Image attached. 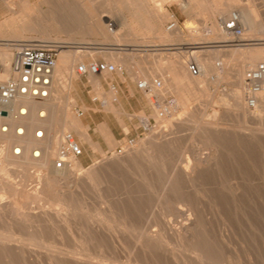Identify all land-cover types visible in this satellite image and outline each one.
<instances>
[{
  "label": "rangeland",
  "instance_id": "374dc122",
  "mask_svg": "<svg viewBox=\"0 0 264 264\" xmlns=\"http://www.w3.org/2000/svg\"><path fill=\"white\" fill-rule=\"evenodd\" d=\"M43 1L44 0H30V5H24L23 0H0V63H2L1 57L4 47H6L7 44H20L22 42L21 37L19 38L16 34H21L22 32L25 37H37L38 40L44 39L43 36H50L52 40L58 36V38L60 37L69 42H78L85 39L93 43V46L100 48V52H94L93 56H87L83 60H78L74 66L73 72L75 77L71 88L68 86L71 75L70 71L61 73V75L57 74L59 79L57 93L60 91L61 94H57L56 99L57 104L62 107V112L65 108V111L68 109L74 116H77L73 109L76 103L71 102L72 96L70 95V90L73 88H83V85H85V104L88 105L89 108L96 107L98 109L96 113L92 114L93 121L91 122L93 127L95 123L106 117L104 108L99 102L92 99L93 96L99 95L100 98L103 99L109 96V104H112V99L114 97H110V95L112 91H114V88L107 89L106 86L103 85L105 94L102 96V91L98 92L99 90L94 86V82H90L95 76L87 78L81 76L77 71L78 64L82 62L88 64L91 60H107L115 63V61L107 58L108 55L110 56L116 53V56L124 57L123 54L130 52L123 50V53L122 51L113 53V50H110L113 46L109 45V43H113L112 40L115 36H113V32L109 30V34L106 36L108 38H106L108 45H102L103 37L98 34V32H96L95 35L89 33V15L94 12L104 14L105 11H108L105 14L108 15L109 13L112 15V17L108 15L109 18L115 19L117 13H114L113 9L116 10L115 12H119V10H125L126 6L119 3V0H101V2L99 1L100 3L98 2L99 4L97 3L98 0H86L87 3L85 0H82L84 1L82 2L83 4H81V0H51L49 4L43 3ZM134 1L137 2L135 7L138 12L140 10L142 13H139H144L146 16L151 14L150 16L148 15L149 18L152 19L151 22L157 24V30L162 31V33L160 34L156 30L151 31L144 28L141 22L137 29V35L133 36V40L135 39L137 41L135 42L136 44H149L154 45V47H140V49H142L141 51L134 52L132 61L134 65L130 62L127 67H124L127 71L125 75L118 74L119 76H117L115 74H103L102 76H98L102 81L103 79H109L110 82L122 80L125 84L129 83L132 85L134 94L136 95V97H130L128 90L121 92L119 86L115 87V89L118 90L119 100L114 101V104L118 107L120 114L118 117L114 116L112 113L106 115L109 117V124L115 134L117 142L113 141L114 144L110 145L108 143L107 146H98L90 143V148L85 152L84 156L81 157L84 166L89 167V169L84 172L85 174L83 173V175L78 176V179L69 181L62 180L63 182H58L60 184L56 186L58 189L55 188L54 192L60 197L65 198L68 207L63 206L64 209L68 208L69 210H65L61 216L57 217L52 213V207L50 208L49 204L45 203V200H50V198L46 196L42 188L39 189L38 191L41 192L40 195L43 196V199L41 198L42 201L46 198L44 200L45 204L40 201V204H43L44 211L42 208H39L37 202H31L29 204L28 211L34 212L32 215L34 218H31V221L34 223L30 221L33 224L29 230L36 234L39 233L37 235H39L44 242L50 244L54 243L60 248H79L80 250L87 248L93 256L97 259L99 257V260L107 261V264H199L198 259H195L197 258L196 252H198V250L195 251L196 245H194L192 241L186 240V237L183 236L184 234L182 233L183 229H181V232L178 231L180 229L177 231L172 229V226H176L179 217H177L173 206L176 196L173 194V191L171 192L172 189L168 187L170 185L168 182L174 164L181 155L184 159H187L188 157H192L193 152H201V155H203L205 152L213 151L217 156V167L215 165V167L206 168L207 170L205 169L204 172L199 175V179H197L195 183L197 186L193 185L194 189L191 185L185 182L182 183V194L186 198V205H188L189 208L191 206L198 208L197 211H193V213L196 214L197 217L199 216L198 218H200L201 223L203 222V229L206 230L208 236V238L207 236L204 238V241H206L205 245L207 246V250L213 253L216 259V261H208L205 260V258H203V260L212 264H264V133H258L259 136L257 135V139L251 138L252 131L254 128L256 130V126L258 125L250 116L245 119L240 109L234 105L232 99L233 90L238 89L236 69L241 67V62L238 63L240 60H235L233 62L234 65L231 71L233 77L229 81H223L220 84L210 81L208 84L209 88L207 87L206 91L197 90L195 94L192 95L189 88L183 84L181 85L180 82L177 83L178 81L176 82L178 79L174 80L168 77V66L170 64L172 65V62L177 64L181 58L185 59V57H190V42L207 41L206 36H204V26H208L209 28L213 19L206 22L199 11H190L184 8L183 3L186 0H153V2L151 0ZM222 1L223 7L227 9L230 0ZM259 1L255 0L254 2V0H249L252 5H254L253 3L264 5V0ZM239 2L243 5L249 3L248 0H239ZM155 4H158L160 11L166 12L168 17L164 18V20H162L161 17H157V7ZM21 7L22 9H28L30 11H28L29 13L34 11L35 13H31L32 18L30 17L31 14L26 12V14L28 13L27 15L24 13L26 16L23 14L25 16V22L22 19L20 20V18L17 19L18 21H15L17 18L16 16H20L22 13L19 11ZM102 7H105V9H102ZM10 8L15 9L14 11L16 13L13 12V10L11 12ZM49 9H52L53 13L57 9L54 14L59 19L62 17L60 20L61 23L53 22V24L55 23V25H57V28L48 21L50 16H54L53 13L51 14V12H49ZM83 9H85V11ZM42 11H45V13ZM90 11L94 12L91 13ZM75 12L78 13L76 14ZM46 15L47 17H45ZM216 15V18L222 17L220 12H216ZM260 16L261 19L264 18V11L260 12ZM30 18L32 20H30ZM38 20L39 22H37ZM30 22L33 24H30ZM22 23L28 24L27 27H25L26 29L22 26ZM35 25L40 29H37ZM66 25L68 28L65 27ZM171 26H173L171 30L167 31V27ZM34 28L38 31L34 32ZM224 30L226 29L224 28ZM121 31L118 32L119 35ZM51 39H48L49 42H52ZM54 43L56 44L57 42ZM198 45L206 46V44ZM102 47L104 49H102ZM152 48L154 50H152ZM219 49L220 56L216 59L215 64H217L218 67H222L229 58L230 52L228 50V52H224L222 48ZM108 50L112 53H109ZM192 50H203L199 52L200 55H208L206 50L202 48ZM85 52H83V54ZM136 54L138 56L137 58L135 57ZM127 55L128 54H126V57ZM139 55L142 56L140 57ZM249 64V61L242 63L244 66H248ZM171 65L169 67H171ZM135 66L144 69L143 72L147 74L152 73L153 69L156 68V70L153 71V73L156 72L154 79L159 77L162 80V86L159 87L161 91L157 90L160 93L156 94L155 88L154 91H152V95L144 94L137 89L136 84L130 77L137 82L139 79L144 80V74L139 71L137 73L136 68H134ZM130 67L136 72L132 71ZM141 69L140 71H142ZM163 69L166 74H164ZM248 70L249 68L245 69L246 73ZM159 71H162V73ZM122 76L124 77L122 78ZM209 76H214V73ZM90 85H92L93 88H91ZM181 96L188 99V102H183V100L180 101V99H182ZM226 96L228 97V104L230 103L229 105L227 104V108L222 100L223 97ZM160 97H162V100H158ZM170 99H175V102L173 104L167 102V100ZM155 100H158V105ZM83 108L86 110V116L82 120H84L88 127L89 124L87 123V119L90 116L89 112L93 111L92 109L88 110L86 106ZM160 109H167L164 117L160 116ZM140 115L145 118L146 122L150 121L151 130H142ZM181 115L183 116L181 118L182 121H179L177 118ZM197 120L201 121L200 124H198L199 127L196 126L197 124L192 123ZM212 121L213 123H217L214 124V126L223 129H220L222 132L211 135V132H214L212 130L209 132L210 134H205V130H198V128L206 126L205 124L211 123ZM122 124L128 128V131L126 129V133L123 130ZM164 128L167 132H164ZM158 129L160 130V134L164 132L165 136L158 139V143L153 149L148 150L146 147L149 145L150 137L154 134L153 131H157ZM203 134H205V136ZM129 137H136L137 143L134 148L123 155L112 154L114 149L122 142H126ZM207 139L211 144H213L214 141V144H216V146H214L215 148L213 147L211 150L206 149L208 146L206 143L208 141ZM146 150L151 152L153 158H146ZM2 153L4 154V152L1 151L0 157L3 155ZM110 160L115 161V163H107V165L106 161L108 162ZM7 169L8 173L4 172L3 175H8L12 184L20 190L35 193L37 191L36 187L42 186V183H38L39 179L38 181L35 179V168H31L26 174L14 168H10V166H7ZM201 182L202 184H200ZM36 183L39 185L37 184L36 186ZM223 183L225 186L228 184V188L233 187L230 185L238 184L236 186L239 187L238 191H240V193H233V195L227 187L225 188V186H223ZM223 188L224 191L222 196H219L221 193L216 194L217 191L220 192ZM3 192L6 193V191ZM199 193H203L201 195L202 197H200ZM236 194L239 195L237 196ZM223 195L224 197L226 196V199ZM228 195L230 198L233 196L236 199H232L233 197L229 199ZM7 196L8 198L5 202H12L13 197L10 196L9 193ZM217 200L220 201V203ZM179 206H182V204L179 202L175 204V207ZM9 214V210L5 208V210H3V215L0 216V219H2L0 220V233L22 234L29 232L28 229L16 225L11 214ZM42 231L43 233L41 234L40 232ZM200 231L202 232L203 230ZM69 233H71L70 236H68ZM88 236L92 237V241H88ZM86 237H88V239ZM0 257V260L3 259V263L0 262V264H7V260L3 257V253Z\"/></svg>",
  "mask_w": 264,
  "mask_h": 264
},
{
  "label": "bare ground",
  "instance_id": "6f19581e",
  "mask_svg": "<svg viewBox=\"0 0 264 264\" xmlns=\"http://www.w3.org/2000/svg\"><path fill=\"white\" fill-rule=\"evenodd\" d=\"M50 1L51 0H44L43 3L49 4ZM99 1L101 2V0H98L97 3ZM119 1H120L119 3L124 4L126 6V8L124 7L125 10H119V12L118 11L115 12L116 10L113 9L114 13H117L115 19H110L112 17V15H110L109 13H108V15L111 16L110 18L108 15L105 14L108 11L107 12L105 11L104 14L103 13L102 14L101 13H95L94 12L95 10L90 11L91 13L94 12L92 14H90L88 12L90 14L89 19H88L90 21V25H88L89 26L88 30H89V33H93V35H95V33L98 32V34H100L103 37V42L102 43L100 42L102 45H108L106 42V38H107L106 36L109 34L108 30L112 31L114 34L113 36H115V37L112 40L113 43H109V45L113 46L112 48H110V50H113V53L117 52V51H122V53H123V50L128 51L130 53L126 52V54H128L127 57H126V54H123L125 58L123 56H121V57L116 56L115 55L116 53H114L110 56L108 55L107 58L115 61V63L117 65H121L122 67H125V66L127 67L129 65V63L133 61L134 52L136 53V51L142 50V49H140V47H147V46H153L154 47V45H149V44L148 45L136 44L135 42H137V41L135 39L133 40V36L137 35V32H138L137 29L140 26V23L142 22V26L144 28L151 30V31L156 30L160 34L162 33V31L157 30L158 29L157 24H155V23L153 24L151 22L152 19L149 18V16L151 14L150 15L148 14L149 16L148 15L146 16V14H144V13L140 14V13H142L140 10H139L140 13L138 12L137 8L135 7L137 5V2H135L134 0H119ZM151 1L153 2V0H151ZM257 1H259V0H257ZM80 2H81V4H83L82 2H84V1L81 0ZM85 2H86V0H85ZM248 2H249V0H248ZM254 2H255V0H254ZM23 3H24V5H30V0H23ZM117 3H118V1H117ZM250 3L251 2L243 5L239 2V0H230L229 7L227 6L228 8L226 9L223 7V1L222 0H186L183 3L184 8H187L190 11H196V10L199 11L201 16L204 17V20H206V22L210 19H213V21H212V24L209 28H208V26H204L205 27V30H204L205 35L204 36H206L207 41H205V42H196L195 41L192 43L190 42V45H191V46L189 45V51L191 50L190 51V57H188V58L185 57V59L181 58L177 64L172 62V65L170 64L171 67H169L170 65L168 66L170 71L168 70L167 72H169L168 77H171L174 80L178 79V80H176V82L178 81L177 83L180 82L181 85L183 84L187 88H189V90L191 91V93L193 95V94H195V92L197 90L206 91L210 81L216 82L218 84H220L223 81H229L233 77L232 72H231L233 65H234L233 62L235 60H240L238 63L241 62V64H240L241 67L236 69L237 70L236 80L238 81V89L233 90L234 93L232 94V99L234 101V105L237 106L238 109H240L241 114L245 117V119L250 116L257 123L258 126H256V130L254 128V130H253L254 132L252 131V133H251V138L257 139L258 138L257 135L259 136V134L264 133V121H263V117H264V93H260L257 95V99H256L254 105L248 104V102L246 100V96H245V83H246V81H245V76H246L245 69L246 68H249V69L254 68L260 61H262L264 59V18L263 19L260 18L261 17L260 12L264 11V5H257L255 3H253L254 5H252ZM261 3H262V1H261ZM116 5H118V4H116ZM155 5L157 7V10H156L157 14H158L157 17H161L162 20H164V18L168 17V14L166 12H164L162 10L160 11L158 4H155ZM113 7H114V5H113ZM102 9H105V7L104 8L102 7ZM10 10H11V12H12V10H13V12H15L14 11L15 9H13V8H10ZM56 10H55V12H56ZM83 10L85 11V9H83ZM19 11H21L22 13L20 14V16H16L17 18L15 21H18L17 19L20 18V20L22 19L25 22V16L30 11L28 9H22V7ZM26 12H28V13L26 14ZM32 12H34V11H32ZM42 12L45 13V11H42ZM49 12H51V14H52L53 10L49 9ZM216 12H220L222 14V17L216 18V16H217ZM31 13H29V14H31ZM31 16H32V14L30 15V17ZM55 16H56L55 14H54V16L53 15L50 16L48 21H50L52 24H53V22L61 23V21H60L62 18V17H60L61 15L59 16L60 19L57 18V16L56 17ZM36 17H38V16H36ZM45 17H47V15ZM31 18H30V20H32ZM64 18H65V16H64ZM87 18H88V15H87ZM231 18L232 19L237 18L238 23L243 28L242 35H236L232 31L224 30L223 23L227 22ZM37 19H39V18H37ZM40 20H41V18H40ZM63 20H65V19H63ZM37 22H39V20ZM62 22H64V21H62ZM31 23L32 22H30V24ZM55 23L53 25H54V27L56 26V28H57V25H55ZM159 23H161V22H159ZM9 24H7V25H9ZM44 24H45V22H44ZM27 25L28 24H23L22 26L25 28V27H27ZM36 25H35V27H36ZM53 25H52V27H53ZM22 26H21V28H22ZM32 26H34V25H32ZM42 26H43V24H42ZM58 27H59V25H58ZM65 27H67V25ZM172 27L173 26L167 27V31H170ZM36 28L38 29L39 27L37 26ZM48 28H49V26H48ZM120 29L123 31H121ZM119 30L121 31L120 35L118 34V32H120ZM36 31H38V30L35 29L34 32H36ZM54 31H56V30H54ZM58 31H59V28H58ZM16 35L19 38L21 37V41H22L21 43H26L28 41L38 40L37 37H30V36L25 37L23 32L21 34H16ZM193 35H194V33H193ZM22 37H24V38H22ZM43 37H44V39H47V40H44L42 38L41 39L42 41H49L51 39L50 36L49 37L43 36ZM51 41L60 43L58 45L61 47V51L59 53L57 65L55 68V74L57 76V74L61 75V73H66V72L70 71L71 75H70L68 86H69V88H71L73 86V81H74V77H75L74 72H73L75 64L78 62L79 59L83 60L87 56H93L94 52H100L99 51L100 48L93 46V43L88 42L85 39H82L78 42H69V41L63 40L60 37L58 38V36H57V38H55L53 40L51 39ZM191 41H193V40H191ZM20 44H7L6 47H4L3 52H2L3 55L1 57L2 63H0V67H1V69H0V76H1L0 81L5 80L10 76L14 50ZM198 44H206V46H202V45L199 46ZM196 48L205 49L206 53H208V55L201 56L199 52H202L203 50H194V51L192 50V49H196ZM219 48H222L224 50V52L227 50L230 52L229 58L226 60V62L224 63V65L222 67H218V65L215 64L216 59H218L220 56V54H219L220 49ZM102 49H104V48L102 47ZM147 50H149V49H147ZM152 50H154V49L152 48ZM205 50H204V52H205ZM85 51L88 53H86ZM83 52H85V53L83 54ZM110 52L111 51H109V53ZM139 53H141V52H139ZM117 54H119V53H117ZM137 54L135 55L136 58L138 57ZM139 56L141 57L142 55H139ZM190 61H194L197 63V65L199 67V73L198 74H194L190 70V68H189V62ZM245 61H249L250 64L248 66L242 65V63H244ZM119 62H121V63H119ZM85 64H87V63H85ZM132 64L134 65L133 62H132ZM134 68H136L137 73L139 71L142 74H144L143 75L144 80H146L149 83H152V81L154 80V75H156V72H154L155 73L154 74L153 71L156 70V68H154L152 73H149V74L144 73L143 72L144 69H141L138 66L137 67L135 66ZM158 68H159V66H158ZM130 69H131V67H130ZM140 69L142 71H140ZM234 69H235V67H234ZM132 71H134V70H132ZM134 72H136V71H134ZM163 72H164V69H163ZM160 73H162V71ZM212 73H214V76H209ZM164 74H166V72H164ZM133 75H134V73H133ZM167 75H168V73H167ZM91 81H93L94 84L96 86H99V87L102 84V79L98 76H95L94 79H92ZM154 88H155L156 94L160 93L159 91H157V90L161 91V89L159 87H153L150 92H145V93L152 95L153 94L152 91H154ZM59 93L61 94L60 91H59ZM59 93H57V94H59ZM158 95H156V96H158ZM181 98L182 99H180V101L183 100V102H186V103L188 102V99L183 98V96H181ZM56 99H57V96L55 98H53L52 100H48V101H45L42 103L32 102L30 114L27 117L20 119V120H17V121H13L11 130L9 132H3L2 129H0V152L1 151L4 152V154L2 153L3 155L1 154L2 156L0 157V172H2V173H0V216L3 215V210H5V208L8 209L11 216H12V219L16 222V225H19L22 228H26L29 231L27 233H22V234L0 233V256L3 253V257L6 258L7 264H107L106 263L107 261L105 262L104 260L103 261L99 260V257L97 259L95 256H93V254L87 248H85V249L83 248L84 250H80L79 248L78 249L77 248L76 249L75 248L74 249L60 248V247L56 246L54 243L50 244V243L44 242V240L39 235H37L39 233L36 234V233H33L29 230L32 227V224L34 223L33 221H31V218H34L32 216L34 214V212L28 211L29 210V207H28L29 204L31 202H37L39 204V208L43 209V204H40L41 203L40 201H42L43 196L40 195L41 192L38 190L41 188L44 190L43 192L46 194V196H48L50 198V200H45L46 199L45 198L44 199L46 201L45 203H48L50 208L52 207V209H51V210H53L52 213H54L57 217H59L62 215L63 212H65V210H67V211H69V210H68V208L64 209V206L68 207V203H66L67 201L65 200V198L60 197L58 194H56L54 192L55 188H57L56 186H58V184H60L58 182H60V181L63 182L62 180L69 181L72 179H78V176L83 175V173L86 172L87 169H89V167L84 166L83 160H81V157L80 158H70V163L66 166L65 169H58L55 167L54 159L58 156V152H55V148L59 145L60 135L63 134V132H65L67 130L68 131H74L78 135H80L82 138H84L85 140L90 141V143H92L90 140V137L88 136V133L86 131L87 128H85L84 125L82 124L81 117H79L77 114H76L77 116H74L72 112L68 111V109L65 111V108H64L65 112L64 111L62 112V109H61L62 107H60L57 104ZM160 99L162 100V97H160L158 100H160ZM158 100H156V101H158ZM222 100H223V103L226 104L225 107L227 108L228 105L230 104V103L228 104V97L227 96L223 97ZM222 100H220V101H222ZM158 104H159V102H158ZM109 106H111V103ZM42 108L45 109V111H44L45 115L43 118H40L39 111ZM165 115H163V116L160 115V116L164 117ZM203 116H204V114H203ZM182 117L183 116L181 115L177 119L179 121H182L181 120ZM200 122L201 121L197 120L196 122H192V123L197 124L196 126L199 127L198 124H200ZM19 123L23 124L26 127V131H25L24 136H19L15 131V127ZM149 123H150V121L146 122L145 119L141 123V124H143L144 128L147 131L152 129ZM214 124H217V123H213V121H212L211 123L205 124L206 126L198 128V130H202V131L205 130V134L206 133L210 134L209 132L212 130L214 132H211V135L212 134L216 135L219 132H222V131H220V129H222V128L221 127L218 128V126L216 127V126H214ZM39 126L44 127L46 129V135L44 138H39L36 134V131H37ZM159 129L157 131H153L154 134H152V136L150 137L149 145H148V147H146L148 150L153 149L154 146H156V144L158 143L157 142L158 139L165 136L164 132H167V130L164 128L165 129L164 132H162V134H160L161 129L160 130ZM155 134H160V135H155ZM205 134H203V135L205 136ZM206 143L208 144V146L206 147L207 150H211V148L216 146V144H214V141H213V144H211L209 142V140ZM16 144H19L20 146H22V148L20 150H18V152H15ZM144 145H143V147H144ZM134 146L135 145L128 147L126 153L130 149L134 148ZM37 147L43 149V151L42 152L41 151L40 152H34L33 151L34 148H37ZM148 150H146V152H145L147 155V157L146 156L145 157L151 159V158H153V156H151V152H149ZM145 153H144V155H145ZM113 154L118 155L115 152ZM217 162H218L217 156H216L215 152H213V151L212 152H205V153H203V155H201V152H193L192 157L191 158L188 157L187 159H184L183 156L181 155V157L178 158V160L174 164V168H173V171L170 175L169 182H168L170 184V185L168 184L169 185L168 187L172 189V190L170 189L171 192L173 191L174 192L173 194H175V196H176V199L173 202V206H174L175 213H176L177 217H179V220H177V222H176V226H172V229H174V231L175 230L177 231L178 229H180V230H178L180 232H181V229H183L182 233L184 234L183 236L186 237V240L192 241L194 243V245H196L195 251L198 250V252H196L197 258H195V259H198L199 264H212V263H208L205 260H208V261L215 260L216 261V259L214 258L213 253H211L210 251L207 250V246L205 245L206 241H204V238H206L207 232L205 229H203L204 228L203 227L204 225L202 224L203 222L201 223L200 218H198L199 216L197 217V215L193 213V211L196 212L198 208H195L193 206H191L189 208L188 205H186V198L182 194V192H183L182 183L185 182L188 185H191L193 187V185H196L195 183H196L197 179H199L198 178L199 175L201 173H203L206 168H212V167H215V165L217 167ZM107 163L113 164V163H115V161H112V160H110L108 162L106 161V164ZM7 166H10V168H14L15 170H19L25 174L28 173V171L31 168H35V170H36V173L34 174L35 179H37L36 181H38V179H39L38 183H40V184L42 183L41 184L42 186H37L38 183H36L37 189L36 188H34V189H36L37 191L35 193H32V192L30 193V191H28V189H27L28 192L20 190L18 187L14 186L12 184L10 177L8 175L7 176L3 175L4 172L8 173ZM261 167H263V166H261ZM253 170H255V169H253ZM24 179H25V177H24ZM43 182H44V184H43ZM222 182H224V181H222ZM197 184H198V182H197ZM200 184H202V182ZM249 184H251V183H249ZM227 185L225 186L223 183V186H225V188L227 187ZM236 185H238V184H236ZM236 185H230L231 187L233 186L232 188H228L229 186L227 187L228 190H230V193H232V194L237 193V192L240 193V191H238L239 187ZM196 186H195V188H196ZM193 189H194V187H193ZM193 189H191V190H193ZM3 191H6V193H4ZM223 191H224V188L220 192L217 191L216 194L221 193V194H219V196L220 195L222 196ZM198 192H196V193H198ZM8 193L10 194V196L13 197V201L10 203L5 202L8 198V196H7ZM202 194L203 193L200 194V197H202L201 196ZM229 195H228V197H229V199H231L233 196H231V198H230ZM196 196H197V194H196ZM223 197H224V195H223ZM205 198H206V195H205ZM202 199H204V198H202ZM232 199H236V198L233 197ZM44 200L42 201V203H44ZM178 202L181 203L182 206L175 207V204H177ZM218 202L220 203V201H218ZM232 205H234V204H232ZM215 206H216V203H215ZM43 211H44V209H43ZM218 213H220V212H218ZM195 215H196V217H195ZM211 216H213V215H211ZM60 219H61V217H60ZM247 219H249V218H247ZM0 220H2V219H0ZM32 220H34V219H32ZM30 221L33 223H31ZM11 225H13V224H11ZM228 227H230V226H228ZM200 230H203V231L201 232ZM120 231H122V230H120ZM40 233L42 234L43 231ZM70 234L71 233H69L68 236H70ZM54 237H55V235H54ZM88 237H89L88 241H92V237H90V236H88ZM88 237H86V238L88 239ZM207 238H208V236H207ZM44 239H46V238H44ZM207 245H209V244H207ZM134 246H135V244H134ZM197 247H199V248H197ZM188 254H189V252H188ZM203 258H205V260H203ZM2 260L3 259H1L0 262H2ZM215 261H213V262L216 263ZM4 264H6V263H4Z\"/></svg>",
  "mask_w": 264,
  "mask_h": 264
},
{
  "label": "built area",
  "instance_id": "2783aa9c",
  "mask_svg": "<svg viewBox=\"0 0 264 264\" xmlns=\"http://www.w3.org/2000/svg\"><path fill=\"white\" fill-rule=\"evenodd\" d=\"M226 30L234 32L236 35H242V26L237 18L230 19L223 23ZM61 47L54 42L33 40L21 43L14 50L11 64L10 76L0 81V129L3 132H9L13 121L27 117L30 114L32 102H45L52 100L57 96L58 77L55 74V68ZM189 68L194 74L199 73V67L196 62L190 61ZM77 71L81 76H102L103 74H121L127 73L121 65L107 60H91L88 64L80 63ZM245 96L248 104L254 105L257 95L264 93V59L254 68L247 71L245 76ZM137 87L143 92H150L153 87H161L162 80L157 77L152 83L139 79L136 82ZM103 87V86H102ZM115 88L114 84H110ZM94 101L104 103V99L99 95H94ZM156 101V100H155ZM174 103L175 99L167 100ZM158 105V101H156ZM74 111L79 117L85 115L86 110L76 104ZM45 109L39 111L40 118L44 117ZM167 109H160V115L166 114ZM144 123V122H143ZM142 130L147 131L143 124ZM19 136H24L26 127L19 123L15 127ZM36 134L39 138H44L46 129L39 126ZM136 144V137L127 138L126 142L119 144L112 154L118 155L126 153L127 148ZM22 146L16 144L15 152H18ZM34 152H42L41 148H34ZM58 156L54 159L55 167L65 169L70 163V158H80L85 154V148L74 131H65L60 135V143L55 148Z\"/></svg>",
  "mask_w": 264,
  "mask_h": 264
},
{
  "label": "crops",
  "instance_id": "0c3cea01",
  "mask_svg": "<svg viewBox=\"0 0 264 264\" xmlns=\"http://www.w3.org/2000/svg\"><path fill=\"white\" fill-rule=\"evenodd\" d=\"M115 75L119 76L118 74H115ZM123 77L124 76H122V78ZM130 79L136 84L135 80H133L131 77H130ZM90 82H92V81L90 80ZM102 84L105 85L107 89L111 88L110 84H114L115 87L116 86L120 87L121 92H125L126 90H128L130 97H134V96L136 97V95L134 94L132 85L129 84V83L125 84V82L122 81V80H116V81L114 80V81L110 82L109 79H103ZM102 84H101V86L99 88L96 85H94V86L96 87V89L99 90L98 92L102 91L101 95L103 96L105 93H104ZM84 87H85V85H83V88H79V89L73 88V89H71L70 90V95L72 96V101L71 102H75L76 104H78L81 107L86 106V107H88V110L92 109V111H93V112H89V115H90L89 117L90 118L88 117V119H87V123L89 124L88 127L86 126L84 120H82L86 116V112H85V115L81 118L82 124L84 125L85 128H87L86 131L88 133V136L90 137V140H91L92 144H96L98 146H103V145L107 146L108 143L110 145L114 144L113 141L117 142V139L115 138V134H114L113 130L110 127L109 117L106 114L112 113L114 116H117V117L119 116V114H120L119 109L114 104V101L119 100L118 90H116L114 88V91H112V94L110 95V97H114L112 99L111 106H109L110 105L109 104V99L110 98H108L109 96L106 99L104 97V103L99 102L100 105L104 108V112L106 113L105 114L106 117H104L103 120L95 123V126L92 127V122H91V121H93L92 120L93 119V115L92 114L96 113L98 111V109L96 107L89 108V106L85 104ZM90 87L93 88L92 85H90ZM136 87H137V84H136ZM137 89H139V88L137 87ZM96 102H98V101H96ZM140 119H141V123H142V121L145 118L140 115ZM126 129L128 131V128L125 125H123V130L125 131V133H126ZM78 138L82 142V144H83V146L85 148V152H86L90 148V141L85 140L80 135H78Z\"/></svg>",
  "mask_w": 264,
  "mask_h": 264
}]
</instances>
